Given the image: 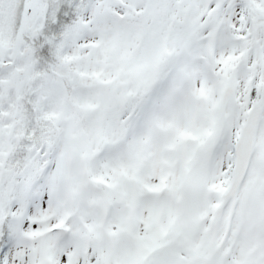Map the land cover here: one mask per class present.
I'll list each match as a JSON object with an SVG mask.
<instances>
[{
  "label": "snow or ice",
  "instance_id": "6c2138e0",
  "mask_svg": "<svg viewBox=\"0 0 264 264\" xmlns=\"http://www.w3.org/2000/svg\"><path fill=\"white\" fill-rule=\"evenodd\" d=\"M0 264H264V0H0Z\"/></svg>",
  "mask_w": 264,
  "mask_h": 264
}]
</instances>
